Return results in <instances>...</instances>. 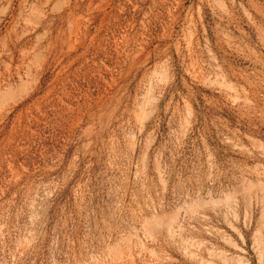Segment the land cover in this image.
Returning <instances> with one entry per match:
<instances>
[{
    "label": "rangeland",
    "instance_id": "374dc122",
    "mask_svg": "<svg viewBox=\"0 0 264 264\" xmlns=\"http://www.w3.org/2000/svg\"><path fill=\"white\" fill-rule=\"evenodd\" d=\"M0 264H264V0H0Z\"/></svg>",
    "mask_w": 264,
    "mask_h": 264
}]
</instances>
